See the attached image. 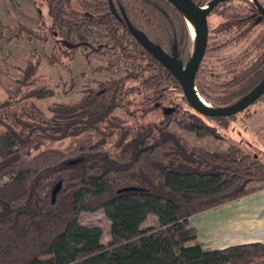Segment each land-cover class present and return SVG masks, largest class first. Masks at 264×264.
Instances as JSON below:
<instances>
[{"label":"trees","instance_id":"16d2710c","mask_svg":"<svg viewBox=\"0 0 264 264\" xmlns=\"http://www.w3.org/2000/svg\"><path fill=\"white\" fill-rule=\"evenodd\" d=\"M46 1L58 42L80 44L88 55L107 56L110 66L122 64L125 78L114 86L110 98L105 89L90 91L76 104L49 107L50 119L28 123L22 119L43 117L33 100L51 97L54 91L45 85L24 91L35 84L36 66L23 71L0 60V82L8 93V99L0 103V181L10 179L0 186V264H264L260 242L214 250L187 245L197 240L189 219L258 190L251 187L264 181V165L258 158L235 146L225 151L192 146L168 125L159 134L151 126L135 130L113 116L129 80L150 93L154 109H175L169 115L163 111L165 116L173 117L179 110L164 105L171 87L182 89L178 79L139 43L129 27L141 29L146 9L163 13V4L169 2ZM195 1L206 6L212 0ZM250 9L244 19L220 14L216 32L264 24L254 4ZM44 28L45 24L37 30L19 26L8 30L7 37L46 42L48 37L41 34ZM88 31L100 32L101 41L93 45ZM182 39L187 46L190 36L185 24ZM180 48L176 38L170 55L179 59ZM263 79L264 53L238 71L233 78L236 89L216 107L238 102ZM175 125L198 138L215 136L195 115ZM78 136L82 140L69 149L45 147L47 142ZM57 185L60 189L54 198ZM101 209L111 221L108 245L98 229L79 222L82 213ZM150 215L158 217L160 225L143 228Z\"/></svg>","mask_w":264,"mask_h":264},{"label":"rangeland","instance_id":"374dc122","mask_svg":"<svg viewBox=\"0 0 264 264\" xmlns=\"http://www.w3.org/2000/svg\"><path fill=\"white\" fill-rule=\"evenodd\" d=\"M259 1L264 5V0ZM251 4L253 2L250 0H229L219 5L216 11L214 10L209 16V43L197 75V91L203 101L211 106H220L224 98L236 89L233 85V78L238 71L257 61L258 57L264 53V24L254 28L242 26L230 32H216V28L222 21L220 14L226 12L244 19L250 13ZM72 5L78 8L76 2ZM163 5L165 6L163 13L152 8L146 9L141 16L139 26L151 41L161 46L168 54L172 53L173 43L178 38L181 47L178 51L179 61L185 67L194 53V33L193 38L188 28L190 42L186 46L182 39L183 27L184 24L188 27L189 20L176 6L170 3ZM52 23L46 0H0V60L4 59L23 71L31 65L36 66L37 70L32 77L35 84L30 85L24 91H30L43 85L54 91L51 97L33 100L43 113V117H36L33 120L22 119L28 123L40 124L41 119H50L52 113L49 107L76 104L90 91L98 92L105 89L104 94L110 98L114 86L119 82L122 83L125 78L122 64L110 66V58L107 56L97 53L88 55V50L83 47L71 53L63 42H58L57 36H53ZM42 24H45V33L41 34H46L48 37L46 42L30 41L24 38L8 40L7 34L10 29L25 26L37 30ZM88 33L93 45L101 41L100 32L88 31ZM4 82L11 84L7 78H4ZM143 89L135 80L125 82L124 94L120 98L123 99L120 101L121 107L113 113V116L117 117L122 124L135 130L140 126H151L155 134H159L158 130L168 125L170 131L182 135L192 146L211 151H225L235 146L245 155L258 158L264 165V96L236 116L227 120H211L199 115L188 105L182 89L171 87L165 96L164 105L166 107L177 106L179 109L173 117L165 116L161 109H154L148 99L150 93L143 92ZM127 90L130 93L126 94ZM21 97L22 94L16 98ZM7 99L8 93L0 82V103ZM190 115L197 116L207 124L212 129L211 131L215 132V136L198 138L175 125L176 121L183 117L189 118ZM16 129L21 130L20 127ZM82 137L47 142L45 147L69 149L76 146ZM116 138L115 135L111 143L115 142ZM7 182H10L9 178L2 179L0 186ZM263 183L264 181L255 182L251 187L257 188V185ZM79 222L85 227L98 229L105 245L111 242V221L103 209L82 213ZM159 225V218L150 215L142 227L149 228Z\"/></svg>","mask_w":264,"mask_h":264},{"label":"water","instance_id":"95a60500","mask_svg":"<svg viewBox=\"0 0 264 264\" xmlns=\"http://www.w3.org/2000/svg\"><path fill=\"white\" fill-rule=\"evenodd\" d=\"M170 4L180 9L186 18L193 23L196 30L195 48L189 63L184 67L177 56L168 54L161 46L155 44L142 30L133 28L130 24V30L139 41V43L158 61H160L179 81L183 95L188 105L199 115L205 118H230L245 111L251 105L256 103L264 96V79L245 97L238 102L225 106L213 107L204 102L199 96L196 88V78L201 67V64L206 56L209 43V16L214 9L228 2L229 0H212L206 6H200L195 0H166ZM253 2L261 17L264 18V6L259 0H250ZM113 12L116 13L113 5ZM69 49H76L80 44H71L67 41H62ZM174 108H164L166 115L172 114ZM60 185L54 189L53 196L56 197ZM133 190V189H126Z\"/></svg>","mask_w":264,"mask_h":264},{"label":"crops","instance_id":"0c3cea01","mask_svg":"<svg viewBox=\"0 0 264 264\" xmlns=\"http://www.w3.org/2000/svg\"><path fill=\"white\" fill-rule=\"evenodd\" d=\"M257 191L236 201L189 219L197 230V240L206 250L260 242L264 244V183ZM148 219V218H147Z\"/></svg>","mask_w":264,"mask_h":264},{"label":"bare ground","instance_id":"6f19581e","mask_svg":"<svg viewBox=\"0 0 264 264\" xmlns=\"http://www.w3.org/2000/svg\"><path fill=\"white\" fill-rule=\"evenodd\" d=\"M188 23H189L190 28L193 30L194 37H195V35H196L195 26H194L193 23H191L190 21H189Z\"/></svg>","mask_w":264,"mask_h":264},{"label":"flooded vegetation","instance_id":"af4514ba","mask_svg":"<svg viewBox=\"0 0 264 264\" xmlns=\"http://www.w3.org/2000/svg\"><path fill=\"white\" fill-rule=\"evenodd\" d=\"M114 14H117V12L116 13H114ZM188 28H189V30H190V33H191V35H192V37H193V30L190 28V26H189V23H188ZM139 30H141V29H139ZM194 38V37H193Z\"/></svg>","mask_w":264,"mask_h":264}]
</instances>
